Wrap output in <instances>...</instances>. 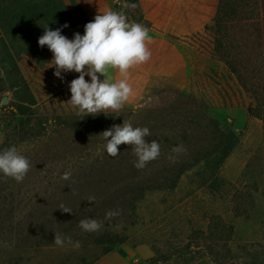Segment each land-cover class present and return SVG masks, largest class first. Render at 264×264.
<instances>
[{"label": "rangeland", "instance_id": "1", "mask_svg": "<svg viewBox=\"0 0 264 264\" xmlns=\"http://www.w3.org/2000/svg\"><path fill=\"white\" fill-rule=\"evenodd\" d=\"M108 1L117 12L138 17L132 0ZM225 3L243 7L240 0ZM63 30L69 39L85 31L69 24ZM207 58L213 65L194 91L148 90L119 111L96 115L71 104L69 84L79 73L54 75L51 51L46 63L22 61L35 105L17 115L12 90L0 83V152L14 145L31 166L22 183L0 173V264H217L209 244L221 245L225 254L263 243L264 182L246 167L264 143L263 122L248 116L251 95L226 65ZM123 121L149 128L146 142L160 143L161 155L143 169L134 167L131 145H119L116 157L97 153L105 143L102 132ZM227 132L237 144L223 158ZM181 144L186 152L172 153ZM235 191L244 195L233 198ZM113 209L120 214L105 220ZM215 216L221 220L209 238ZM84 218L103 221L102 229L83 232L77 225ZM55 233L64 237L63 247L55 244Z\"/></svg>", "mask_w": 264, "mask_h": 264}, {"label": "trees", "instance_id": "2", "mask_svg": "<svg viewBox=\"0 0 264 264\" xmlns=\"http://www.w3.org/2000/svg\"><path fill=\"white\" fill-rule=\"evenodd\" d=\"M95 1L0 0V83L12 90L17 102V115H24V107L35 105L34 97L20 70L21 62L27 61L34 66L46 63L50 50L46 45L41 47L38 44L45 28H60L62 35L65 23L85 30L84 26L88 21L83 11ZM240 2L243 7H226L225 0H219L217 14L210 25L192 34L167 37L223 62L239 85L251 95L252 104L246 108L248 116L257 117L264 126V0ZM133 4L135 5V0L129 2L130 6ZM133 9L138 12L136 5ZM137 16L140 17L139 12ZM142 23L154 29L148 23ZM222 138L225 158L237 144V137L227 132L222 133ZM247 164V168L256 171L248 172V175L260 176L264 182V143L260 152L252 156ZM240 195L244 194L241 191L232 194L233 198ZM220 220L218 216L212 218L210 233L207 235L209 238L214 237ZM225 228L231 236L233 227L227 225ZM209 245L208 252L217 264H264V242L241 246L237 248L238 251L227 248L225 254H222L221 245L214 249L215 245ZM239 253L243 254L241 259L238 258Z\"/></svg>", "mask_w": 264, "mask_h": 264}, {"label": "clouds", "instance_id": "3", "mask_svg": "<svg viewBox=\"0 0 264 264\" xmlns=\"http://www.w3.org/2000/svg\"><path fill=\"white\" fill-rule=\"evenodd\" d=\"M135 7V5H131ZM63 28H67L65 23ZM84 34L74 33L69 39L61 34V29L50 30L45 28L44 34L39 38L38 44L45 45L53 53L52 66L56 68L54 75L63 79L62 72L74 71L79 76L70 84L71 104L85 115H96L108 110L119 111L134 95V90L128 82L130 69L146 63L151 58L147 42L151 40L149 30L140 23L129 22L122 12L108 10L99 13L94 20L86 23ZM117 70L119 79L113 78L109 70ZM99 74V76L97 75ZM85 76L91 78L90 82ZM100 76L104 79L101 80ZM105 143L98 154L103 151L111 157L119 155V145H131L136 156L134 167L143 169L161 155L160 143L153 140L146 142L145 137L152 135L147 127H133L131 122L122 125L114 124L102 132ZM110 138V139H109ZM186 152L181 144L172 149V153ZM168 159L175 162L176 156L170 155ZM30 161L20 154L13 145L0 152V173L5 177L22 183L30 170ZM71 173H65L63 179H68ZM95 198L88 201L94 203ZM64 212L71 213V209L61 207ZM119 210H107L105 220L119 215ZM83 232L97 233L103 227V221L84 218L77 225ZM55 244L63 247L64 237L55 233ZM68 243H72L69 238ZM79 247V241L74 245Z\"/></svg>", "mask_w": 264, "mask_h": 264}, {"label": "crops", "instance_id": "4", "mask_svg": "<svg viewBox=\"0 0 264 264\" xmlns=\"http://www.w3.org/2000/svg\"><path fill=\"white\" fill-rule=\"evenodd\" d=\"M135 5L140 17L124 12L128 21L145 26L144 21L156 31L145 26L151 37L147 42L151 58L129 71L128 82L134 95L169 86L194 91L197 79L208 72L213 61L167 35H188L210 25L217 14L219 0H135ZM116 9L108 0H96L83 13L91 22L97 14ZM109 73L115 79L120 78L117 70L110 69Z\"/></svg>", "mask_w": 264, "mask_h": 264}, {"label": "water", "instance_id": "5", "mask_svg": "<svg viewBox=\"0 0 264 264\" xmlns=\"http://www.w3.org/2000/svg\"><path fill=\"white\" fill-rule=\"evenodd\" d=\"M5 101H6L5 99H2V103H5Z\"/></svg>", "mask_w": 264, "mask_h": 264}]
</instances>
